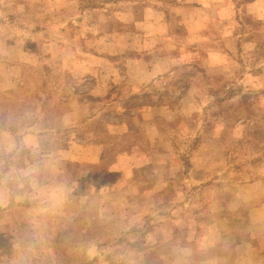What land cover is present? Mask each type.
<instances>
[{"label":"rangeland","instance_id":"1","mask_svg":"<svg viewBox=\"0 0 264 264\" xmlns=\"http://www.w3.org/2000/svg\"><path fill=\"white\" fill-rule=\"evenodd\" d=\"M0 264H264V0H0Z\"/></svg>","mask_w":264,"mask_h":264}]
</instances>
